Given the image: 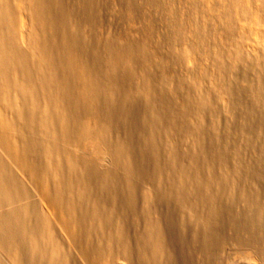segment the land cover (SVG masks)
I'll return each instance as SVG.
<instances>
[{"label": "rangeland", "instance_id": "obj_1", "mask_svg": "<svg viewBox=\"0 0 264 264\" xmlns=\"http://www.w3.org/2000/svg\"><path fill=\"white\" fill-rule=\"evenodd\" d=\"M6 1L17 41L32 51L26 0ZM48 10L60 23L46 35L61 52L82 49L93 68L96 57L106 65L112 50L138 40L158 47L161 60L150 83L141 67L122 83L127 112L104 109L105 143L84 138L94 121L82 113L77 135L60 144V170L71 179L91 175L87 224L75 225L56 200L60 170L52 171L40 150L32 169L1 128L0 163L14 189L0 203V218L27 209L63 264H264V0H49ZM151 84L173 94L175 109L190 99L197 107L178 123L156 119L163 105L146 92ZM19 128L4 134L16 139L25 130L43 140L40 128ZM122 143L129 153L120 159ZM184 170L191 171L188 185L176 181ZM193 170L209 183L204 192ZM155 226L164 237L159 251ZM25 242L18 251L31 264ZM0 262L13 264L1 249Z\"/></svg>", "mask_w": 264, "mask_h": 264}, {"label": "bare ground", "instance_id": "obj_2", "mask_svg": "<svg viewBox=\"0 0 264 264\" xmlns=\"http://www.w3.org/2000/svg\"><path fill=\"white\" fill-rule=\"evenodd\" d=\"M24 3L33 21L30 35L32 51L24 49L17 41L12 27L13 15L7 1H0V128L3 131L2 138L13 143L15 151H19L21 158L32 169L40 165L35 162L34 152H42L38 158L45 155L51 170L57 172L61 162L60 144L77 135L76 125L81 120V114H91L94 121L83 130L84 138L91 143L93 141L96 146L105 143V129L100 126L105 117L104 109L127 112V95L124 94L122 83L139 67L142 76L150 83L153 65L161 60L160 51L147 40L133 41L121 50H112L106 65L102 64L101 57H96L93 68L81 52L82 49L68 47L61 52L55 37L52 39V35H46L48 28L50 30L60 23L48 10L49 0H26ZM15 91L21 94H15L14 97ZM146 92L157 93L163 105V110L156 119L178 123L198 104L196 100L190 99L182 108L175 109L173 94L165 88L157 89L151 84ZM9 109L18 111V114L12 118L6 117L5 111ZM96 123L97 127H93ZM23 124L40 128L43 131V140L38 141L36 133L25 130L16 139L4 134L20 130L19 127ZM115 152L120 159L129 153L127 145L123 143L117 146ZM194 172L196 173H193L192 180L196 190L204 192L210 185L201 172ZM190 173L184 170L176 181L181 185H188ZM90 179L91 175L84 180H78L69 178L61 170L57 173L54 190L56 200L70 214L76 216L73 222L75 225L82 226L91 220L85 210L90 202L87 197ZM80 185L83 188L76 192L75 188ZM13 189L11 177L0 163V203L13 196ZM83 192L85 198L80 197ZM40 229L42 227L32 220L27 209L10 210L0 218V249L9 253L13 264H26L18 251V243L26 241L25 248L31 256V264H43L40 262L41 256L48 259L49 263L46 264H63L61 250L49 234L42 236ZM152 232V245L159 251L164 237L157 226ZM115 237H111L109 242H115L117 237L123 241V230L119 229Z\"/></svg>", "mask_w": 264, "mask_h": 264}]
</instances>
